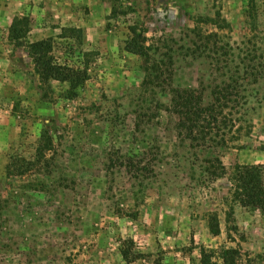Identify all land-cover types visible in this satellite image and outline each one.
Returning <instances> with one entry per match:
<instances>
[{"label":"rangeland","instance_id":"obj_1","mask_svg":"<svg viewBox=\"0 0 264 264\" xmlns=\"http://www.w3.org/2000/svg\"><path fill=\"white\" fill-rule=\"evenodd\" d=\"M29 1L27 36L0 51V264H202L201 248L208 264H264V215L237 199L243 169L264 165V0L255 24L249 0H125L116 20L104 0ZM20 2L0 0V23ZM42 39L86 79L42 81L27 48ZM179 93L213 120L176 113ZM43 128L48 160L8 183Z\"/></svg>","mask_w":264,"mask_h":264},{"label":"trees","instance_id":"obj_2","mask_svg":"<svg viewBox=\"0 0 264 264\" xmlns=\"http://www.w3.org/2000/svg\"><path fill=\"white\" fill-rule=\"evenodd\" d=\"M110 4V12L108 15L109 20H116L119 17L126 16L129 6L126 5L125 0H104ZM248 16L253 19L255 24V16L253 15V8L255 6V0H249ZM220 17V14L217 13ZM30 19L28 16H16L13 18L9 27V38L13 40H20L27 36L29 32ZM130 36L125 43V49L127 52L138 55L144 58L145 64L143 71L146 73V79L144 84H149V75L156 69V63L152 57H150V49L146 44V37L138 30L136 26L130 25L128 27ZM29 53L32 54L34 60L40 65L37 66V72L40 74L42 81L46 82L51 77L60 78L62 80L80 81L86 79L87 75L85 71L74 70L72 68H65L54 65L52 62V56H50L52 45L49 39H42L32 43L28 46ZM148 75V77H147ZM148 80V81H147ZM146 82V83H145ZM183 93V92H182ZM185 94V93H184ZM178 94L179 102L174 106L175 112L187 116L193 115L196 122L199 123V119L203 122L213 120V107L214 106H201V99H198L196 106H190L191 101L187 95ZM215 119V118H214ZM192 121V120H191ZM193 123V121H192ZM191 123V124H192ZM208 125V123H207ZM197 128H203L200 124L196 125ZM203 132V131H202ZM54 149L53 135L50 128H43L40 132L38 144L35 149V154L31 159H26L20 156H11L6 166V179L8 183L15 181L17 178L24 177L29 172L35 170L41 163L48 160V154ZM243 175L241 176L239 191L237 199L242 206H253L259 208L264 215V165H248L243 169ZM214 234H218L219 230L213 231ZM202 264H208L209 258L203 248H201ZM121 255L124 259L128 260V253L125 250H121Z\"/></svg>","mask_w":264,"mask_h":264},{"label":"crops","instance_id":"obj_3","mask_svg":"<svg viewBox=\"0 0 264 264\" xmlns=\"http://www.w3.org/2000/svg\"><path fill=\"white\" fill-rule=\"evenodd\" d=\"M24 2H20V6L13 9V8H5L4 10V15L6 17V19L4 20V23H0V51L3 48V44H4V40H6L7 38H9V27L12 23V20L14 17L16 16H21L24 15V13L26 12L25 15L29 14H33L35 11V8H32V3L29 1V4H27L25 2V0H23ZM39 9V8H38ZM46 10L42 11V14H45ZM23 39H20L19 41H21Z\"/></svg>","mask_w":264,"mask_h":264}]
</instances>
